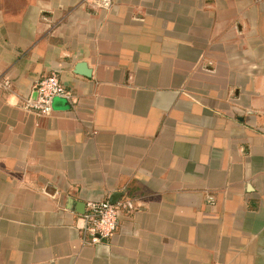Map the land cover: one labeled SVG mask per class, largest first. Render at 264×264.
<instances>
[{
    "label": "crops",
    "instance_id": "obj_1",
    "mask_svg": "<svg viewBox=\"0 0 264 264\" xmlns=\"http://www.w3.org/2000/svg\"><path fill=\"white\" fill-rule=\"evenodd\" d=\"M0 264H264V0H0Z\"/></svg>",
    "mask_w": 264,
    "mask_h": 264
},
{
    "label": "built area",
    "instance_id": "obj_2",
    "mask_svg": "<svg viewBox=\"0 0 264 264\" xmlns=\"http://www.w3.org/2000/svg\"><path fill=\"white\" fill-rule=\"evenodd\" d=\"M94 1L104 6L111 0ZM35 92L36 99H29L26 108L39 117L49 116L53 112L55 99H69L68 92L56 73L41 78L35 86ZM134 209V203L128 198H119L115 202L110 200L87 202L89 243L98 245L111 238L118 230L120 214Z\"/></svg>",
    "mask_w": 264,
    "mask_h": 264
},
{
    "label": "water",
    "instance_id": "obj_3",
    "mask_svg": "<svg viewBox=\"0 0 264 264\" xmlns=\"http://www.w3.org/2000/svg\"><path fill=\"white\" fill-rule=\"evenodd\" d=\"M79 70L81 71L78 74H83L86 77H90V71L86 68V65L84 63L78 65ZM116 201V199H115ZM114 201V202H115Z\"/></svg>",
    "mask_w": 264,
    "mask_h": 264
}]
</instances>
